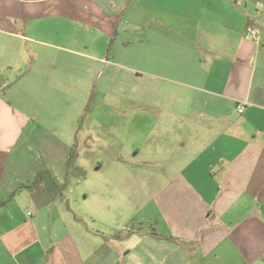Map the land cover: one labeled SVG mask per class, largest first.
Listing matches in <instances>:
<instances>
[{
	"label": "crops",
	"instance_id": "crops-1",
	"mask_svg": "<svg viewBox=\"0 0 264 264\" xmlns=\"http://www.w3.org/2000/svg\"><path fill=\"white\" fill-rule=\"evenodd\" d=\"M0 264H264V0H0Z\"/></svg>",
	"mask_w": 264,
	"mask_h": 264
},
{
	"label": "rangeland",
	"instance_id": "rangeland-1",
	"mask_svg": "<svg viewBox=\"0 0 264 264\" xmlns=\"http://www.w3.org/2000/svg\"><path fill=\"white\" fill-rule=\"evenodd\" d=\"M98 104L97 106H99ZM105 104H101V107H104ZM106 106L104 109H106ZM90 125V122H87V126ZM95 130L97 136H101V138H97L96 142L94 141ZM87 132L92 134L91 140H87L85 144H83L80 148V155L72 162V170L74 173L70 177H67L68 188L71 191L67 193L69 196L71 207L78 210L82 209L83 206L92 202L96 197V186H97V177L99 176V172L96 170L98 167L97 158L101 157V153H103L104 157L106 156L105 148L109 147L105 145V142L109 141V129L106 128H87ZM105 141V142H104ZM81 158V159H80ZM78 159H80L78 161ZM105 169H109L112 167V164L116 162L111 160V158H107L105 161ZM74 165V166H73ZM105 171V170H104ZM65 179V178H64ZM68 190V192H69ZM69 194V195H68ZM88 195V198H85Z\"/></svg>",
	"mask_w": 264,
	"mask_h": 264
},
{
	"label": "built area",
	"instance_id": "built-area-1",
	"mask_svg": "<svg viewBox=\"0 0 264 264\" xmlns=\"http://www.w3.org/2000/svg\"><path fill=\"white\" fill-rule=\"evenodd\" d=\"M262 29L260 26L255 24H250L246 28V35L247 37L253 39V40H260L262 38ZM241 112L242 109H239Z\"/></svg>",
	"mask_w": 264,
	"mask_h": 264
},
{
	"label": "trees",
	"instance_id": "trees-1",
	"mask_svg": "<svg viewBox=\"0 0 264 264\" xmlns=\"http://www.w3.org/2000/svg\"><path fill=\"white\" fill-rule=\"evenodd\" d=\"M46 179H47L46 181H47V184L50 190L54 189L57 186L56 182L51 176L46 177Z\"/></svg>",
	"mask_w": 264,
	"mask_h": 264
}]
</instances>
